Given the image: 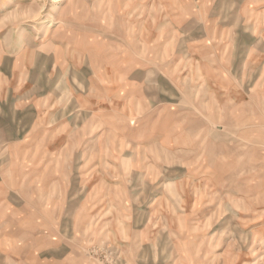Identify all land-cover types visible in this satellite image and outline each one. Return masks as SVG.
Masks as SVG:
<instances>
[{"label": "rangeland", "instance_id": "rangeland-1", "mask_svg": "<svg viewBox=\"0 0 264 264\" xmlns=\"http://www.w3.org/2000/svg\"><path fill=\"white\" fill-rule=\"evenodd\" d=\"M0 264H264V0H0Z\"/></svg>", "mask_w": 264, "mask_h": 264}, {"label": "bare ground", "instance_id": "bare-ground-1", "mask_svg": "<svg viewBox=\"0 0 264 264\" xmlns=\"http://www.w3.org/2000/svg\"><path fill=\"white\" fill-rule=\"evenodd\" d=\"M67 0H51V7L56 9L59 8L60 5Z\"/></svg>", "mask_w": 264, "mask_h": 264}]
</instances>
